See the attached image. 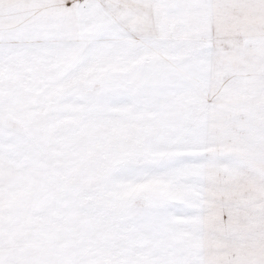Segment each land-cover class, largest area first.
<instances>
[{
  "label": "snow or ice",
  "instance_id": "snow-or-ice-1",
  "mask_svg": "<svg viewBox=\"0 0 264 264\" xmlns=\"http://www.w3.org/2000/svg\"><path fill=\"white\" fill-rule=\"evenodd\" d=\"M0 264H264V0H0Z\"/></svg>",
  "mask_w": 264,
  "mask_h": 264
}]
</instances>
